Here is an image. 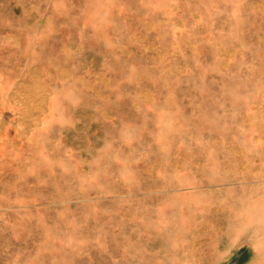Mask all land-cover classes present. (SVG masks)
I'll list each match as a JSON object with an SVG mask.
<instances>
[{
	"label": "rangeland",
	"instance_id": "1",
	"mask_svg": "<svg viewBox=\"0 0 264 264\" xmlns=\"http://www.w3.org/2000/svg\"><path fill=\"white\" fill-rule=\"evenodd\" d=\"M0 264H264V0H0Z\"/></svg>",
	"mask_w": 264,
	"mask_h": 264
}]
</instances>
